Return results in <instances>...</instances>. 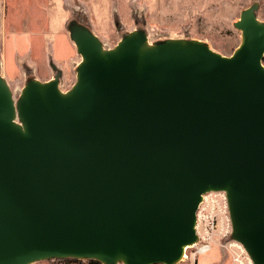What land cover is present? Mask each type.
Listing matches in <instances>:
<instances>
[{
	"label": "water",
	"instance_id": "obj_1",
	"mask_svg": "<svg viewBox=\"0 0 264 264\" xmlns=\"http://www.w3.org/2000/svg\"><path fill=\"white\" fill-rule=\"evenodd\" d=\"M259 8L234 23L230 56L142 28L106 48L71 20L70 89L53 62L54 77L29 78L17 99L0 73V264H179L211 192L226 194L231 239L264 264Z\"/></svg>",
	"mask_w": 264,
	"mask_h": 264
},
{
	"label": "rangeland",
	"instance_id": "obj_2",
	"mask_svg": "<svg viewBox=\"0 0 264 264\" xmlns=\"http://www.w3.org/2000/svg\"><path fill=\"white\" fill-rule=\"evenodd\" d=\"M256 2L264 22V0H0V73L17 99L29 78L48 81L54 77L53 62L63 72L62 90L70 89L81 61L68 38L71 20L89 26L106 48L114 47L123 34L142 28L150 42L199 39L230 56L241 43L234 23ZM199 211L200 232L209 230L215 243L195 264H252L242 245L231 239L223 195H207ZM194 252L188 248L189 259L184 256L179 264H193ZM33 264L90 263L69 259Z\"/></svg>",
	"mask_w": 264,
	"mask_h": 264
},
{
	"label": "built area",
	"instance_id": "obj_3",
	"mask_svg": "<svg viewBox=\"0 0 264 264\" xmlns=\"http://www.w3.org/2000/svg\"><path fill=\"white\" fill-rule=\"evenodd\" d=\"M212 193L222 194L223 197H224L225 203H226V208L228 209L227 197H226V194L224 192H211V193H208V194H206V195L203 196V201L199 205V208H198V211H197L196 232H197V235H198L199 239H198V242L197 243H195L194 245L188 247L189 249H195V252L193 254V264L196 263L197 257L199 255H204V254L210 252L212 250L213 244L215 243L214 242V235L213 234L210 235L209 234L210 233L209 230H207V233H201L200 232V225H199V213H200L199 210H200V207L205 202L206 196L209 195V194H212ZM228 213H229V209H228ZM229 220H230V215H229ZM229 223L231 224V220L229 221ZM231 231H232V225H231ZM188 248L186 249V251L188 250ZM184 256L186 257L184 260H188L189 259V257L187 256L186 252H185Z\"/></svg>",
	"mask_w": 264,
	"mask_h": 264
},
{
	"label": "trees",
	"instance_id": "obj_4",
	"mask_svg": "<svg viewBox=\"0 0 264 264\" xmlns=\"http://www.w3.org/2000/svg\"><path fill=\"white\" fill-rule=\"evenodd\" d=\"M57 262L59 261V260H56ZM90 264H100L99 262H96V261H88Z\"/></svg>",
	"mask_w": 264,
	"mask_h": 264
},
{
	"label": "crops",
	"instance_id": "obj_5",
	"mask_svg": "<svg viewBox=\"0 0 264 264\" xmlns=\"http://www.w3.org/2000/svg\"><path fill=\"white\" fill-rule=\"evenodd\" d=\"M68 35V34H67ZM69 38V40H70V42H71V44H72V46L74 47V43H72V41H71V39H70V36L68 37ZM74 50H75V52H76V47H74ZM32 54V53H31ZM48 58V57H47ZM34 64V63H33ZM213 264H215V263H213Z\"/></svg>",
	"mask_w": 264,
	"mask_h": 264
}]
</instances>
